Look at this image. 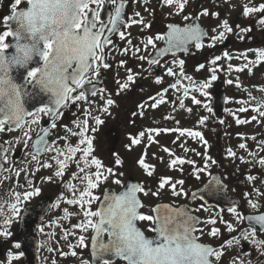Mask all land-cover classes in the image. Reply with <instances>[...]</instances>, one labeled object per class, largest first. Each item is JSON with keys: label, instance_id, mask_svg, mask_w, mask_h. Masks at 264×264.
Wrapping results in <instances>:
<instances>
[{"label": "snow or ice", "instance_id": "1", "mask_svg": "<svg viewBox=\"0 0 264 264\" xmlns=\"http://www.w3.org/2000/svg\"><path fill=\"white\" fill-rule=\"evenodd\" d=\"M133 2L139 4L141 0ZM192 2L160 0L161 5L169 9L167 16H182L187 23H167L166 31L148 35L134 44L127 29L136 25L141 32L151 30L154 21L139 11L134 12L130 20L126 19L128 0H8L9 14L0 16V133L20 130L22 137L15 138V141L22 139L25 149H28L29 141H33V136L36 138L27 152L29 158L21 168H15L14 164L4 167L12 142L5 141L0 145V170L14 172L15 178L24 174V183L16 179L15 189L10 190L11 196L0 202V238L10 240L14 222L20 223L23 233L12 241L13 248L18 251L9 250L0 264H13L25 256L22 244L26 243L30 231L26 225L30 209L26 205L41 196L40 184L57 182L63 191L51 207L61 209L63 220L78 218L72 225L73 230L66 229L62 234L64 240L73 236L76 242L68 243L70 252L55 248L47 250L76 257L79 253L75 249L90 246L94 259L81 260L80 264H117V261L121 264H252V260L246 258L247 252L238 251L243 247L242 241L252 244L264 256V239H257L258 230L264 232V213L245 215L238 206H229L226 211L232 218L225 219V209H215L205 194L190 193L185 187V165L190 168L187 176L195 180H200L205 173L211 176L201 190L207 196H215L226 187L220 177L213 176L210 171V167L219 162L207 151L200 152L186 146L190 138L205 149L209 147L203 132L197 130L207 126L208 115L198 116L196 126L191 128L141 126L136 133H127L128 143L124 149L128 153L139 149L134 165L146 180L125 182V158L119 152H113L110 161L105 163L98 153L96 134L106 118L112 116L111 109L119 106L115 97L133 91L137 77H144V73L153 74L151 83L161 87L136 104L132 117L144 118L149 111L169 103L170 91L179 93L175 100H171L173 112L178 103L179 109L191 114L193 108L186 107L184 102L185 98H190L193 105L212 114L210 89L219 79V72L231 74L247 70L252 75L253 70L264 63V48L246 49L238 55L224 51L222 55L207 58L208 75L200 81L194 80L186 71V60L179 54L190 53V45L198 51L215 48L233 33L244 40L253 28L240 24L233 27L227 18L220 19L218 11H210L198 4V11H187ZM225 2L233 9L236 7L231 0ZM143 3L149 5L145 11L154 16L149 0H143ZM4 4L5 0H0V7ZM107 6L113 7L108 10ZM241 7V15L253 18V22L264 30V0L258 4L247 0ZM102 12H106V20L102 19ZM201 17L215 18L220 22L206 29L198 22ZM116 35L124 41L123 48L114 42L113 36ZM158 41H163L164 45L158 47ZM150 48L155 50L154 54ZM249 53H254L253 59L249 58ZM116 54L146 62L148 67L141 63L138 65L141 71H134L127 66L128 59L115 60ZM168 56L172 57L171 60H163ZM234 59H243L244 63L233 65L231 61ZM221 61L227 62L226 65ZM155 67L160 72H154ZM205 68V63L200 62L195 71ZM109 71L113 73L114 91L96 86ZM165 77L173 78L172 82L165 84ZM226 83L242 87L239 77L229 78ZM138 87L144 91L142 86ZM259 90L264 93V86ZM30 101L38 102L39 106L30 109ZM234 102L240 107L228 111L236 125L257 120L264 123V96L258 100L248 91V99ZM74 105L77 111L72 112L69 126L63 120ZM250 110L256 115L250 118L239 115ZM44 118L48 120L47 126L41 123ZM163 119L180 124L175 115H165ZM131 123L135 124V119ZM220 123L224 124V121L220 120ZM58 127L63 129L64 135L53 140L51 136ZM170 133L178 134L171 143L183 155L158 139L162 134ZM238 135L244 136L242 133ZM251 138L256 139L255 136ZM153 147L157 150L150 151ZM247 147L246 143L239 144L240 149L246 150ZM258 147L259 152H249L250 160L238 156L231 148L227 149V156L243 163L258 164L264 169V155L259 154L264 152V140L259 141ZM188 153H194L201 160L190 158ZM33 162L34 170H29L28 165ZM161 165L164 172L159 171ZM70 168L74 170L69 171ZM42 169L50 170L51 174L36 177L35 174ZM173 172L180 175L167 174ZM246 179L255 182L257 177L249 174ZM113 186L120 190L116 191ZM21 188L24 190H18ZM164 195H169L170 203H153ZM189 197L191 201H201L199 206L192 208L176 203ZM244 197L251 209L258 212L262 207L258 197H264V191L253 183L252 191L245 192ZM62 204L72 206L75 211L61 208ZM201 212L207 215L201 217L198 215ZM245 221L248 227H237ZM221 226L227 237H224ZM38 231L49 237L52 235L45 233L43 224ZM236 232L239 235H232ZM204 237L208 240L205 241ZM45 244L41 243L39 247L43 248ZM52 264L56 261L53 260Z\"/></svg>", "mask_w": 264, "mask_h": 264}, {"label": "flooded vegetation", "instance_id": "2", "mask_svg": "<svg viewBox=\"0 0 264 264\" xmlns=\"http://www.w3.org/2000/svg\"><path fill=\"white\" fill-rule=\"evenodd\" d=\"M247 0H231V4H235L236 7L233 9L229 3H226L225 0H193L192 5L186 9L187 11L190 12H196L199 9L196 7V5H200V7L203 8H208L210 11H218L220 13V19H225L227 18L229 20V23L235 27L236 24H240L242 27H252L253 31L249 32L245 35L244 40H240L237 38V35L235 33L228 35L227 39L222 42L218 43L215 48L209 49L205 48L202 51L196 50L194 47L190 45V53H181L180 58H184L186 60V71L189 75L193 76L194 80L200 81L203 78H205L208 75L207 72V58H210L211 56L215 55H222L224 51H228L233 55H238L240 52L245 51L246 49H255V48H264V30H261L260 26L258 23L253 22V18H246L241 15L242 12V7L241 5L246 3ZM254 3L258 4L261 2V0H253ZM7 3L8 0H5V4L3 7H0V16L7 15L8 13V8H7ZM150 6L152 9H154V16L149 15L148 12L145 11V8L148 7L149 5H145L143 3V0H141V3L137 4L134 3L133 0H128V4L126 6V19H131L133 18V14L136 11H139L143 16H145L149 20H153V27L151 30H144L141 32L140 27L133 25L131 28H128L127 31L131 32V36L133 38V43L136 44L138 43L141 39H146L148 35L155 34V33H162L166 31V24L167 23H178L183 25L184 23H187L182 20V16H177L173 15L171 17L167 16V12L169 9L164 8L160 0H149ZM24 6V5H21ZM113 6H107L108 10H111ZM102 19H107V14L106 12H102ZM203 27L206 29H210L212 27H215L220 21L215 19V18H210V17H201L198 21ZM114 42L120 47L123 48L125 46L124 41H121L119 39V36H113ZM205 43H207V40H205ZM164 45L163 41H158L157 46L161 47ZM226 45V46H225ZM150 52L154 54L153 49H149ZM147 55V53H145ZM171 56L163 58V60H171ZM249 58L253 59L254 58V53H249ZM120 59H128V67H132L134 71H141V69L138 67L139 64L143 63L144 67L147 68L148 65L146 62H140L136 61L134 59H129L127 56H120L119 54H116L115 60H120ZM162 60V63H163ZM115 61H113L114 63ZM203 62L206 65V68L204 70H201L200 72L195 71V67L198 63ZM220 63L225 64L227 62L221 61ZM231 63L233 65H242L244 63L243 59L240 60H232ZM154 72H160V69L158 67L154 68ZM252 75L249 74L247 70L243 73H236L232 72L231 74H227L223 71L219 72V79H235L236 77H239L242 87L237 88L234 87L233 85L228 88L227 90V96H228V107H234L235 103L234 101H239L242 99H248V91H245L247 87L245 86V81L247 79H251L250 82H252V88L254 92H257L259 95L257 98L258 100L264 96V93L260 92V87L264 86V63L260 64L258 67H256L253 70ZM121 76L124 75L123 69L120 70ZM162 74V73H161ZM103 83L101 87H107V81L108 79L113 80V73L111 71L107 72L104 77H103ZM153 78V74L149 73H144V77H137V83L136 86L133 87V91L127 93L125 96L124 94H121L119 97H115L118 103V107H113V112H114V118L113 122L110 120L111 117L106 118L105 124L101 126L100 131L96 134L97 139L101 140L103 135L105 134V137L111 138H117L116 133L121 134V138L119 140V144L121 143L122 146V141L123 143L128 142L127 140V133H136L139 131L138 129L141 128V126L146 125L145 123H142L141 120L137 117H132L131 113L136 110V104L140 102L141 100L145 99L148 95H153L155 94V91L161 87L158 85H155L154 83H151ZM173 78L170 77H165V84H168L172 82ZM217 80V81H218ZM215 81L213 83V86L216 84ZM114 84V83H113ZM138 86H142L144 88V91H140ZM212 86V87H213ZM255 86V87H253ZM256 89V90H254ZM114 91L115 88L109 89ZM179 93H175L170 91L168 94L169 100L171 103V100H175L176 96H178ZM234 102V103H233ZM169 103L161 106L158 109H155L156 112L163 111V107L168 105ZM237 105L240 104L237 103ZM77 111V106L74 105L70 111H67L63 120V123L69 124L71 126V120H72V112ZM150 112V111H149ZM149 117H146V119ZM135 119V124L131 123V121ZM150 120V119H149ZM42 125L47 126L48 125V120L47 118H44L42 120ZM112 125V126H111ZM111 126V127H110ZM147 127V126H145ZM112 129V130H111ZM111 130V131H110ZM114 131V132H113ZM13 132H21L20 130H14ZM113 132V133H112ZM64 135V131L62 128H57L54 130V135L51 136V139H55L56 136H62ZM35 136H33V141L35 140ZM5 141H9L8 139L4 138ZM123 139V140H122ZM33 141H29V147L28 149H25L24 143L21 145H18L16 148L11 149L8 153V160L4 162L5 168L10 167L11 165H15V168H21L24 167V161L28 159L29 157L27 156V152L31 150V144ZM115 142V140H114ZM61 144H63V141H60ZM112 143V142H111ZM110 143V144H111ZM118 149V148H117ZM20 158L16 159L13 157V155H19ZM212 156V155H211ZM223 155H219L217 158V161L219 162L218 165H215L214 170L211 172H219L225 181L227 185V190H228V195L231 197H234V195L239 196L240 198V205H233L235 199L231 198L230 202H232L230 205L231 206H238L239 210L242 211L245 215L247 214H259V213H264V197H258L260 200V204L262 207L259 208L258 212L256 210L251 209V207L247 204L246 199L244 197L245 192L252 191L253 188V183L255 184L256 188H259L261 191H264V169H261L258 164L253 165L252 163H243L239 159H233L230 157V160L222 162L220 157ZM238 156H243L245 157L246 160H250L251 157L249 155H238ZM47 159V156L44 157ZM125 158V156H124ZM102 159H105L103 157ZM128 159V163L132 164L133 163V158H126ZM34 163L29 164L28 168L29 170H34ZM10 164V165H9ZM224 164H226V169H228V172L225 174L224 172ZM241 165H246L245 169L242 171L243 179L240 181L241 176L238 174H235L233 171V166H237L238 168L241 167ZM74 168H70L69 171H73ZM190 168L185 167V178H186V189L191 193V191L200 185H202L204 182H206L207 178L209 175L204 178H201L200 180H195L194 178L187 176L188 171ZM51 174L50 170L48 169H42L40 172H37L35 175L36 177L40 176H45ZM133 172L130 170V173L128 174L131 175ZM255 175L257 177V180L255 182H250L246 179L247 175ZM180 175V174H179ZM178 175V176H179ZM12 177L11 179H6V177ZM177 176V177H178ZM18 179L20 183H24V174L22 173L19 178L14 177V172L10 173L7 171H3L2 175L0 176V183L3 182L5 184L4 187H1L0 189V202L7 200L11 196V189H15V180ZM39 181L37 180V183ZM41 186V185H40ZM59 189V191H57ZM58 189L51 192H46L42 193L40 197H38L36 200H31L29 204L27 205H32L37 203L40 199L44 197H49L51 199L50 201V207L47 211V213L42 216L36 226L34 227V236L37 241V264H52V261L55 260L56 264H80L81 260L84 261H92L93 256L91 253V247L87 248H77L75 249L79 255L76 257H73L71 255L68 256H61L59 252H49L47 249L48 248H55V249H60L64 252H70L71 249L68 248V243H75L76 238L73 236H69L68 240L63 239V232L64 230H73L72 225L77 222V217H71L69 220H63L61 219L63 217V212L61 210L57 211V208L51 207L52 204H54L59 196V194L63 191V188L61 184L58 185ZM22 191V189H18ZM24 190V189H23ZM116 190H120L118 187ZM189 200L187 199H179L176 201L178 205L185 203ZM171 202V199L165 198V199H159L158 201H153V203H159V202ZM237 202V200H236ZM201 201L196 200L192 203L193 207H198ZM26 205V206H27ZM214 206L215 209L219 210L221 207L217 205H212ZM63 207H68L69 211H75V209L72 206L62 204L61 208ZM229 206L223 208L225 209L223 215L225 219H231L232 217L230 214L226 211V209ZM201 217H204L207 215V213H198ZM58 222V223H57ZM51 223V226L49 227L48 225ZM45 226V233H51V237L48 235H43L40 234L38 231V228L41 225ZM238 228H245L248 227V222L245 221L243 224H238ZM21 225L20 223L14 222L12 225V232L13 236L10 238L8 241H4L2 238H0V261H3L7 257V253L9 250L12 251H18L13 248L12 246V241L17 240L19 236ZM222 232H224L223 227ZM258 228V227H257ZM259 229V228H258ZM78 232V230H76ZM79 234V233H78ZM90 235V234H89ZM147 235L151 236L152 233H147ZM227 233L224 232V237H227ZM232 235H239V232L233 233ZM223 238V237H222ZM257 239H264V232H260L258 230L257 234ZM204 240L207 241L208 238L204 237ZM45 247L41 248L39 247V244L45 243ZM213 243H216V241H212ZM242 249H239L238 251H245L248 253V256L246 257L247 259L252 260V264H264V256H261L259 251L250 243L242 241ZM13 264H27L26 263V258L25 256L22 257L19 261H14ZM117 264H121L120 261H117Z\"/></svg>", "mask_w": 264, "mask_h": 264}, {"label": "rangeland", "instance_id": "3", "mask_svg": "<svg viewBox=\"0 0 264 264\" xmlns=\"http://www.w3.org/2000/svg\"><path fill=\"white\" fill-rule=\"evenodd\" d=\"M226 80H227L226 78H223L221 80L225 85V90H228L229 87L231 89V86L226 83ZM250 80L251 79L244 80L245 86L247 87V90L248 89L251 90V92L254 96L258 97L259 95L257 94V92L252 91L253 90V88L251 87L252 82H250ZM234 87H236V86H234ZM107 88L108 89L115 88V85L113 84V80L108 79ZM254 90H256V89H254ZM210 92H212L211 89H210ZM193 94H195V93H193ZM199 98L203 99L202 97H199ZM184 102H185L186 107H192L193 108V112L191 114L187 113L185 110L179 109L178 103L175 106L176 111L173 112V104L169 103L168 105L163 107V109H164L163 111L159 110L158 112H156L155 110H151L150 112H148L146 114V116L144 118H140L139 116H136V117L139 118L142 123L146 124L144 126H152V127L163 126V127H168V128L178 126V127H189V128H191V127L196 126V120H197L198 116L208 115L209 120L207 122V126L198 128L197 130H200L203 132L205 138L209 141V147L207 149H205L201 144H199L198 142H196L195 140L190 139V138L187 140V144H186L187 147L194 148L200 152L207 151L208 154L212 155L213 159H215V160H217L219 155H223L220 157L222 162L230 160V157L227 156V149H229V148H231L233 151H235L237 153V155H245V154L249 155V152H259V147H258L259 141L264 140V123H261V122H259V120H257V121H252L251 123H248L245 125H236L234 117L229 114L228 110L235 111L237 108H239V105H237V103H235L234 107H229L227 109V111L225 112V119L223 120L224 124H221L213 116V114H209L203 108H200L198 106L193 105L191 103L190 98H185ZM112 110H113V108L111 109V111ZM165 115H175L176 119H178L180 121V124L175 125L173 121L163 119V116H165ZM239 115L241 116V118H250L251 116L256 115V113L254 111H251V116H249L250 115L249 113H240ZM146 117H149V118L146 119ZM153 117H155V119H153ZM113 118H114V112L112 111V116L110 119L112 122H113ZM138 130H140V128ZM238 133H242V134H244V136L241 137L238 135ZM105 134L103 135L101 140H98V139L96 140V144L98 146V153L101 156V158L105 157V159H104L105 163H108L110 161L111 154L113 152H119L123 157L125 156V161H126L125 169H124L125 173H126L125 177H124L125 182L127 180L128 174L130 173V170L135 174L137 179H139L140 181L146 180L147 178L144 177L143 174L140 172V170L137 169L134 165L135 159L139 154V149L137 148L133 152L128 153L124 149V145L128 142L123 143V141H122V146H121V143L120 144L118 143L120 138H121V134L116 133L117 138H113L112 140L109 137L108 138L105 137ZM176 135H178V134H176V133L162 134L160 137H158V139L160 140V142L162 144H166V145L172 147L177 152V154L183 155L184 153H182V151L178 147H176L175 145H172V143H171V141L173 139H175ZM253 136H255L256 139H252L251 137H253ZM17 137H22V132H10V133L9 132H3V133H0V139L6 138L12 142L11 143V149L16 148L18 145H21L23 143L22 139H20L19 142H16L15 138H17ZM114 140H115V142H114ZM242 142L247 144L248 147L246 150L239 148V144ZM156 150L157 149L155 147H153L150 151H156ZM161 154H163V153H161ZM259 154L264 155V152H260ZM187 155L190 158L195 159L197 161L201 160V157L195 156L194 153H188ZM126 158H133V163L129 164L128 159H126ZM166 159H167V157H166ZM153 163H155V161H153ZM224 166H225L224 172L226 174L228 172V169H226V164H224ZM184 167L188 168L189 166L185 165ZM245 167H247V166L241 165L240 168H238L237 166H233L232 168H233V171L235 172V174H238L239 176H241L242 171H243V169H245ZM214 168H215V165H212L210 167V171L212 172L214 170ZM159 171L160 172L165 171V169L162 165L159 166ZM167 174L173 175V176L179 175V173H174V172L173 173H167ZM45 176H47V175H45ZM205 176L207 177L208 175L206 173L202 174L201 178H204ZM242 179H243V175L241 176L240 181H242ZM40 185H41L42 190H43L42 193H46V192L49 193L51 191L53 193V191L58 189L59 183L58 182L57 183H42ZM0 186L4 187L5 184L3 182H1ZM1 187H0V189H1ZM114 187H116V186H114ZM22 191H23V189H22ZM57 191H59V189ZM168 197H169V195H164V196H162L161 199H165ZM37 198L38 197H36L32 200H36ZM154 201H158V200H154ZM59 210H61V209L57 208V211H59Z\"/></svg>", "mask_w": 264, "mask_h": 264}, {"label": "water", "instance_id": "4", "mask_svg": "<svg viewBox=\"0 0 264 264\" xmlns=\"http://www.w3.org/2000/svg\"><path fill=\"white\" fill-rule=\"evenodd\" d=\"M102 80H103V78H101V80L97 82V84H96L97 87H100ZM89 87H91V86H89ZM212 93H213V100H212L213 113L220 120H223V118H224L223 112H225V109H226L227 97H226V93L224 91V87H223L222 83L219 84L216 87V89L214 90V92H212ZM40 99H46V98L40 97ZM28 106L30 109L34 110V108L36 106H39V104L36 101H30ZM3 144H4L3 142H0V145H3ZM1 171L2 170H0V173H1ZM212 175L220 177V175H218V173H214ZM210 179H211V177L208 179V181ZM220 179H221V177H220ZM208 181L206 182V184L208 183ZM127 182H137V180L134 179L133 176H130ZM206 184H204L203 186L193 190L192 192H198L199 194H205L206 200L210 204H216V205H219L223 208L227 207V206H231L230 205L232 203V202H230L231 198L235 199L233 204H236V205L239 204V201L236 202L237 197H235V196L231 197V196L227 195L228 192H227L226 187L215 196H211V197L207 196L206 193H203L201 191L204 189V186ZM223 184L226 186L225 183H223ZM192 202L193 201H191L189 199V201L184 203V204H187L193 208ZM48 203H49L48 199H43L41 202H39L36 205L32 204L30 206H27L30 209V215L26 217V225L30 231L27 235L26 243L22 244V249L25 251V258H26V262L28 264H37V241H36V238L34 236V227L36 226L35 224H37L39 219L44 215V213L47 212L48 207L50 205ZM184 204H182V205H184ZM257 227L259 228V226H257ZM22 235H23V233L21 232V228H20L19 236H22Z\"/></svg>", "mask_w": 264, "mask_h": 264}]
</instances>
